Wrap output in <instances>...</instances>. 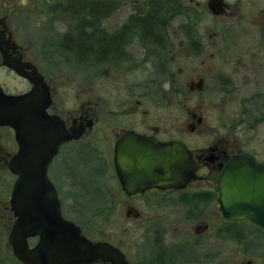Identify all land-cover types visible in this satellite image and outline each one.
I'll return each instance as SVG.
<instances>
[{
  "label": "flooded vegetation",
  "instance_id": "af4514ba",
  "mask_svg": "<svg viewBox=\"0 0 264 264\" xmlns=\"http://www.w3.org/2000/svg\"><path fill=\"white\" fill-rule=\"evenodd\" d=\"M104 1L108 17L127 6V0ZM131 2L133 9L122 26L107 31L110 42L117 32V36L126 39L127 42L121 46V57L110 54L104 61H159L158 73L168 71V78L164 79L163 84H157L160 75L153 74L145 84L128 85V91L145 95V88L150 90L153 87L162 89L164 94L182 92L186 94V99L194 97L196 100L192 104H186L183 123H177L174 116L167 125L161 117L158 122L152 121L148 112L140 109V99H136L134 104L128 101L129 105L123 103L117 109H107L103 126L91 110L61 112L55 106V94L48 80L32 61L24 57L23 49L14 37L9 17L13 9L0 12V20L5 26L3 29L0 23L1 40L12 39L18 45L19 53L10 48L7 53L11 56L20 54L22 61L34 64L49 87L51 103L46 109L48 115L57 116L62 122L63 132L68 134L82 128L78 138L66 140L58 146L47 168L60 202L61 214L76 224L90 242L108 243L118 248L127 264H254L251 259L240 260V245L245 243L246 246L248 242L242 224L264 234L248 219L225 217L220 210L217 190L219 177L234 156L248 154L264 162V0ZM152 12L169 20L166 25L151 29L156 34H164L163 43L156 41L159 38L155 36L145 46L141 36L142 26L126 24L130 19L140 20ZM128 31L133 34L131 37L127 35ZM134 39L146 48L145 57L133 58L127 49ZM93 57L91 60L97 61V56ZM2 59L0 50V71L25 81V88L21 91L10 92L0 83L2 90L7 94L30 91L33 84L3 65ZM168 61L170 64L178 63L177 70H172ZM181 75L186 77L183 89L178 86ZM153 118L157 119L158 116ZM178 126L186 139L175 135ZM1 129H6L10 134L13 148L1 138ZM169 141H181L190 150L194 162L193 177L184 187L166 190L152 186L141 192L128 187L130 192H135L130 194L119 180L116 145H123L125 156H128L143 151L145 142L149 150L155 151L159 150L156 143ZM65 149L67 153L63 154ZM17 150L13 128L0 125V176L4 174L10 179L9 183L0 181V187L8 194L7 200L0 201V252L6 232L11 253L8 259L0 256V264H24L15 257L8 239L16 219L9 199L17 177L9 170L8 163ZM97 152L105 154L98 171L109 179L108 184H114L115 192L122 196L120 205L125 208L127 219L137 223L139 233L136 238L126 234H104L102 231L90 234L64 213L58 187L53 175L50 177L52 165L58 160L65 162L76 157L85 161L91 156L93 161ZM122 162L123 175L136 172L135 161L130 162L126 157ZM65 171L69 172L66 166ZM109 191L112 192L111 188ZM105 210V215H109L112 207H105ZM103 222H106V217ZM37 242L38 236L28 237V249H33ZM243 252L257 253L248 249ZM256 257L260 260L258 264H264V251L258 252ZM117 262L118 258L111 256L93 264Z\"/></svg>",
  "mask_w": 264,
  "mask_h": 264
},
{
  "label": "water",
  "instance_id": "95a60500",
  "mask_svg": "<svg viewBox=\"0 0 264 264\" xmlns=\"http://www.w3.org/2000/svg\"><path fill=\"white\" fill-rule=\"evenodd\" d=\"M0 23L5 29L3 20ZM2 36L1 32L2 64L33 84L30 91L21 94H7L0 87V125L13 128L18 144L8 163L17 176L9 199L16 219L8 238L15 257L24 264H93L112 256L119 260L115 264H127L118 248L90 242L76 224L62 216L47 168L58 146L78 138L82 128L68 134L57 116L48 115L50 92L42 74L31 62L22 61L20 54H8L9 48L19 53L18 45L12 39L1 40ZM156 145L159 150L152 151L145 142L143 151L128 156L123 145H116L119 180L130 194L135 192L128 187L137 192L152 186L166 190L184 187L193 177L194 162L183 142ZM126 157L136 162L134 175L121 172ZM217 198L225 217L248 219L264 234V162L248 154L234 156L219 177ZM34 236H38V242L28 249L27 238Z\"/></svg>",
  "mask_w": 264,
  "mask_h": 264
},
{
  "label": "rangeland",
  "instance_id": "374dc122",
  "mask_svg": "<svg viewBox=\"0 0 264 264\" xmlns=\"http://www.w3.org/2000/svg\"><path fill=\"white\" fill-rule=\"evenodd\" d=\"M131 1L135 0H127L126 7L103 18L100 27L106 31L121 27L129 11L133 9ZM65 2L66 0H53L52 2L48 0H0V12H7L9 8L13 9L9 16L10 28L23 49L24 57L38 67L51 85L55 94L56 108L61 112L71 109L91 110L103 126L107 109L110 107L117 109L123 103L129 105L128 101L134 104L136 99H140L142 101L140 109L148 112L152 121L158 122L161 117L167 125L174 116L177 123H183L186 104H192L196 100L194 97L186 99V94L182 92L164 94L162 89L153 87L150 90L145 88V95L128 91V85H133L132 83L140 85L143 82L145 84L153 74L160 75L157 84H163L164 79L168 78V71L158 73L159 61L96 63L88 59L78 62L76 59L68 60L61 54L56 41L60 35L70 30L72 21L71 17H64L52 11L50 6L63 5ZM127 49L131 51L133 58H142L146 55V48L137 39H134ZM166 58L169 59L168 53ZM168 63L172 70H177L178 63L170 64L169 61ZM185 78V75L178 77L180 89L185 86ZM0 83L10 92L21 91L25 88V81L11 75L8 76L4 71H0ZM165 86L168 90L167 83ZM156 116L158 118L154 119L153 117ZM179 127L176 128L175 135L186 139V135L180 133ZM1 138L10 144V148L14 147L6 129H1ZM65 153H67L66 149L63 151V154ZM104 155V153L97 152L96 159L93 161H91V156L85 161L77 157L65 162L58 160L51 167L50 177L52 178L53 175L58 187L65 215L84 227L85 231L90 234H98L102 231L104 234L111 233L114 236L126 234L136 238L139 233L138 226L136 222L127 219L126 210L120 205L122 196L115 192L114 184H108L109 179L98 171L100 164L103 163ZM65 166L69 172L64 173ZM0 181L9 183L10 179L3 174L0 176ZM7 195L3 187H0V201L7 200ZM108 206H111L112 210L109 215H105V207ZM105 217L106 222H103ZM242 226L246 235L245 240L251 242V245H248V242L246 246L245 243H241L240 260L251 259L254 264H258L260 260L256 255L264 251V236L245 224ZM132 249L136 251V248ZM245 249L254 250L257 253H244ZM0 253L3 259H8L11 254L6 241V232L5 235L3 234Z\"/></svg>",
  "mask_w": 264,
  "mask_h": 264
},
{
  "label": "trees",
  "instance_id": "16d2710c",
  "mask_svg": "<svg viewBox=\"0 0 264 264\" xmlns=\"http://www.w3.org/2000/svg\"><path fill=\"white\" fill-rule=\"evenodd\" d=\"M50 7L52 11L58 12L64 17H71L70 30L60 35L56 41L59 51L66 59H76L78 62H82L91 60V57L96 55L97 61L95 62L104 63L108 62L104 60L110 54H114L118 58L121 57V46L127 42L126 39L117 36L119 35L117 32L113 34L114 39L110 42L109 34L100 27L101 20L109 14L106 12L107 7L104 0H66L63 5L56 6L54 4ZM130 20L126 25L142 26L141 36L144 42L149 39L153 40L157 36L159 39L156 41L163 43L164 34L162 32L156 34L151 29L157 25H166L168 17H160L152 12L140 20ZM129 32L128 34L123 32V34L131 37L133 34ZM110 62L117 63L118 61Z\"/></svg>",
  "mask_w": 264,
  "mask_h": 264
}]
</instances>
